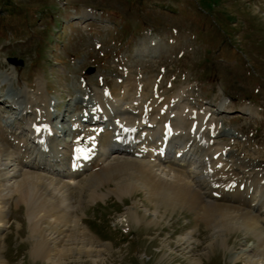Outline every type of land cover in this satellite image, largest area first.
Segmentation results:
<instances>
[{"label":"rangeland","instance_id":"374dc122","mask_svg":"<svg viewBox=\"0 0 264 264\" xmlns=\"http://www.w3.org/2000/svg\"><path fill=\"white\" fill-rule=\"evenodd\" d=\"M128 72L155 80L158 91L154 84L147 101L184 87L192 110L217 113L222 106L219 122L228 130L216 139L244 166L264 173V0H0V95L40 82L52 100L53 121L66 110L73 118L83 92L103 84H119L122 91L119 81ZM7 99L0 103V119L17 115L6 109L12 104ZM60 133L52 140L67 134ZM132 202L137 222L127 213ZM158 211L157 221L149 223L154 208L141 191L88 203L84 223L110 246L99 256H72L65 264H194L192 256L201 259L197 264H244L230 260L254 242L242 230L227 235L230 250L219 241L210 248L209 230L191 210ZM6 213L7 262L48 264L30 255L25 206L11 202ZM197 225L200 233L193 236L201 240L187 253L179 237Z\"/></svg>","mask_w":264,"mask_h":264},{"label":"bare ground","instance_id":"6f19581e","mask_svg":"<svg viewBox=\"0 0 264 264\" xmlns=\"http://www.w3.org/2000/svg\"><path fill=\"white\" fill-rule=\"evenodd\" d=\"M119 83L122 91L119 84L112 89L103 84L83 92L73 118V111L59 115L67 120L64 127L59 126L61 117L53 121L52 100L40 82L7 93L12 104L6 109L18 112L0 119V264H9L3 254L9 203L25 206L30 255L65 264L72 256H99L110 246L84 223L86 205L108 194L121 199L136 191L154 208L149 223L157 221L160 206L187 208L209 230L206 247L219 241L230 250L227 235L242 230L254 242L230 260L264 264V173L244 166L232 148L216 139L228 130L219 122L222 106L217 113L192 110L184 87L147 101L152 77L128 72ZM7 97L1 94L0 103ZM63 131L68 141L52 140ZM137 208L132 202L127 209L136 222ZM198 227L179 234L178 243L196 245ZM187 247L190 253L193 247ZM191 258L194 264L201 261Z\"/></svg>","mask_w":264,"mask_h":264},{"label":"water","instance_id":"95a60500","mask_svg":"<svg viewBox=\"0 0 264 264\" xmlns=\"http://www.w3.org/2000/svg\"><path fill=\"white\" fill-rule=\"evenodd\" d=\"M92 70L90 69L89 72H91Z\"/></svg>","mask_w":264,"mask_h":264}]
</instances>
